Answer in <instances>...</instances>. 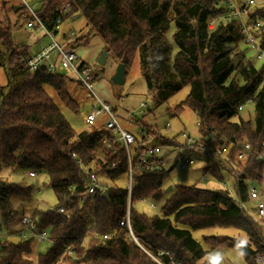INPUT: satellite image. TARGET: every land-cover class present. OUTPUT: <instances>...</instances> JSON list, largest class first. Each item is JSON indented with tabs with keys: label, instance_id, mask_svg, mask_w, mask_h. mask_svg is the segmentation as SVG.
I'll return each mask as SVG.
<instances>
[{
	"label": "trees",
	"instance_id": "16d2710c",
	"mask_svg": "<svg viewBox=\"0 0 264 264\" xmlns=\"http://www.w3.org/2000/svg\"><path fill=\"white\" fill-rule=\"evenodd\" d=\"M261 1L248 18L263 24L256 34L263 49ZM223 12L216 0H47L40 8V17L49 30L56 28L57 19L64 22L72 16L85 17L88 32L80 38L74 36V49L88 46L90 37L98 36L118 63L127 57L126 69L139 53L141 73L157 107L189 86L187 98L174 107L172 117L185 109L193 111L204 145L211 139L217 145L248 142L252 147L249 162L245 167L238 166L241 172L232 198L227 190L196 185H176L167 192V179L179 165L178 160L167 168L160 163L161 158L154 157L149 162L155 161L158 169L139 168V154L147 149V143L134 145L130 224L126 220L129 164L125 150L118 146L114 156L103 150L100 141L110 137L103 126L74 130L49 94L50 88L66 109L78 113L80 104L69 91L73 80L67 75L50 74L44 67L33 73L26 70L19 59L29 55L30 47L14 42L15 26L0 27V66L8 70V84L0 98V169L11 166L13 172L44 175L57 205L74 202L67 204L65 214L33 210L39 218L38 230L47 231L45 241L50 243L36 264H213L210 250H205L192 233L207 228H231L248 237L247 242L208 237L205 242L211 250L225 245L240 251L247 264H257V256L264 255V229L239 206V201L250 204L247 183L260 185L264 180V162L256 160L264 144V65L258 68L248 57L249 47L236 20L209 29V18ZM171 23L176 28L172 43L166 36ZM99 78L96 74L93 82ZM250 100L252 105L238 110L240 104ZM250 109L252 117L244 120L241 114ZM143 120L141 117L137 123L156 132L155 145H165L172 152L169 146L179 144V135L160 142L161 130ZM200 155L191 153L196 161L202 160ZM230 156L235 159L234 150ZM204 165L201 183L207 176L218 182L232 177L226 164L212 159ZM90 173L111 183L124 176L128 181L123 187L103 185L108 198L97 194L80 203L77 198L85 193ZM32 194L30 185L0 178V234L9 233L16 221L14 202L32 200ZM142 200L155 206L163 202L161 216L138 210L136 205ZM131 232L139 244L131 238ZM40 242L44 241L34 237L8 241L0 246V264H32L29 257L35 243Z\"/></svg>",
	"mask_w": 264,
	"mask_h": 264
},
{
	"label": "rangeland",
	"instance_id": "374dc122",
	"mask_svg": "<svg viewBox=\"0 0 264 264\" xmlns=\"http://www.w3.org/2000/svg\"><path fill=\"white\" fill-rule=\"evenodd\" d=\"M30 4H34L35 0H27ZM249 0H236L237 3L242 4ZM254 7H252V11L256 9V7L261 4V0H253ZM20 0H0V27L4 28V26H15L13 28V35L12 38L16 44H24L25 46L30 47V53H35L43 45L49 44V39L46 37H39L41 36L40 33L31 32L26 29L25 24V16L23 15L24 9L19 11V13L13 10V7H19ZM263 4V3H262ZM264 5V4H263ZM262 6V5H261ZM260 7V6H259ZM21 13V14H20ZM19 15L22 18L19 19ZM88 26L86 23V19L84 16L80 15L78 19L71 21L70 18L66 19L60 25L58 33L55 36L58 42L63 43L65 40L66 35H70L73 32L76 38H80V36L86 34L88 32ZM175 23H171L170 29L167 33L168 40L172 43L173 42V34L175 32ZM39 37V39H38ZM90 44L89 46H81L75 49V52L78 54L80 59L85 60L91 68L94 69L95 73L100 76V78L95 82L94 86V94L97 98H99L102 102L108 104L112 107V109L117 113L119 118V123L122 128L127 131H130L137 135L139 128L135 124L127 123L125 120L128 118L130 113L135 111L136 109H140L143 103H147V107L145 108V112L147 113L144 116L143 122L148 124L149 126L158 127L161 130L162 138L164 141L167 139L175 138L176 135H179L177 140L182 142L181 134H187L195 137L200 141V148L201 155L200 157L202 160L196 161V164L191 166V168H182L180 165H175L172 171H170V175L167 179V186H176V185H183L190 187L191 185H196L197 187L203 189H210L213 191H222L227 190L230 194V197L236 196L235 195V184H236V177L241 172L240 169H237L238 173L232 172V177H226L221 182H224L222 186L217 180L212 178L211 176H207V180L205 183L199 182L200 179L203 177V167L206 164V161L212 160V157L209 154H204V142L201 141V135L199 134V126H197V117L196 114L191 111L190 109H185L184 112L178 114L177 116L172 117V113L174 107L184 101L189 94L190 87L184 88L177 94L173 96V98L165 104L159 105L158 107L155 105V100L153 94L149 92L147 83L145 82L140 67V54L137 53L131 63L128 66L127 74L124 79V85L118 86L115 83L111 82L112 76L117 71L118 60L111 52L109 53L105 65L100 66L97 63L98 57L102 54L104 49V43L101 38L98 36L90 37ZM244 49V48H243ZM83 50H89L94 53V58L91 59L82 52ZM249 52L248 57L251 58L252 63L257 66L258 68L264 65V61H260L256 58L254 51L250 48L246 49V52ZM29 53V54H30ZM8 84V70L6 67L0 66V98L2 89L6 88ZM69 91L74 99H76L80 104L79 112H75L72 109H66V107L59 102L56 98L55 92L49 88L50 96L58 103L61 108L63 115H65L66 119L69 121L70 125L73 127L74 130L77 132H82L83 130H88V127L85 126L83 122V112H86L91 108L90 100L87 99V92L86 90L81 87L77 83H69ZM89 101V102H88ZM1 106V100H0ZM147 110H151V112H147ZM250 115L252 117V110H247L241 114L244 120L250 119ZM107 117L102 115L98 118V123L102 124L106 121ZM236 121V120H235ZM166 124H169L171 127L170 129H166ZM170 141V140H168ZM226 143V142H224ZM176 145V144H175ZM179 146V145H178ZM178 146H175L177 148ZM213 148H219L216 143H212L211 145ZM174 151V150H173ZM102 154V152H101ZM178 158L175 154H170L169 159L165 162V166L171 167L175 164ZM223 163V161L218 162ZM224 164V163H223ZM0 178L3 180H9L13 183L18 184H27L32 187V200H24V201H15L14 207L18 210V215L16 218L15 223L11 226L12 228L21 227L19 224V220L24 214L29 213L31 215L34 214L33 210H47V209H54L57 205L58 200L53 191L46 185L47 179L46 176L38 174L36 178H31L28 174V171H20L16 170L13 172V168L11 166H3L0 169ZM102 178V177H101ZM102 185L105 187H123L127 183V179L121 177L115 180V183H111L108 178L101 179ZM107 185V186H106ZM255 186L260 194V200L264 202V180L263 183L257 185L252 183ZM226 186V187H225ZM146 205H142L141 202L137 203L136 208L148 215H158L161 216L162 212V205L164 204L161 202L160 204L156 205V209H152L150 207L151 203L147 200L145 201ZM72 204L73 202H67L66 204ZM149 203V204H147ZM65 204V203H64ZM65 204V205H66ZM253 208V202H251L247 209L251 210ZM33 212V213H32ZM254 219V218H253ZM255 221V219H254ZM256 222V221H255ZM261 228L264 229V225L261 223L256 222ZM193 237L202 245L205 250H210V259L213 264H247L245 262L243 255L240 251H236L232 248L224 246L217 247L214 250H211L209 246L206 245L205 239L212 236H217L219 239L223 238H232V239H239L243 242L248 241V237L244 232L237 231L231 228H207L206 230H198L192 231ZM131 238L133 236L131 235ZM134 239V238H133ZM141 246V245H140ZM50 243L48 241L35 243L33 246V255L29 258L32 264H36L37 258L40 254L46 253L49 249ZM257 264H264V255L260 254V259H255ZM73 264V263H71Z\"/></svg>",
	"mask_w": 264,
	"mask_h": 264
},
{
	"label": "built area",
	"instance_id": "2783aa9c",
	"mask_svg": "<svg viewBox=\"0 0 264 264\" xmlns=\"http://www.w3.org/2000/svg\"><path fill=\"white\" fill-rule=\"evenodd\" d=\"M34 1V0H32ZM19 11L24 9L25 24L26 29L31 32L40 33V37H46L49 39V44L43 45L35 53H31L28 56L21 55L19 63L29 72H36L37 68L44 67L50 74L55 75H67L74 83L79 84L87 92V99L90 100L91 108L86 112H83L82 118L85 126L88 128L103 126L105 129L110 131V137H105L100 141V144L103 147V150L107 153L118 154L119 149L125 150L126 159H128V185L126 187L128 191V211L126 220L130 224L129 212L131 209L130 198L132 195V182H133V171L136 167L134 164L133 158V146L138 144V147L141 145L144 146V143H147V149L144 152L139 154V164L137 167L147 166L148 170H154L158 164L153 161L150 163L154 157L161 158L160 163L163 164L167 162L170 157V154H175L178 158L179 165L182 168L191 167L195 164L196 159L191 156V153L199 154L201 152L200 139L187 134H181L182 142H179L177 148L174 145L169 146L172 150L170 152L165 145L159 144L155 145L156 138L158 137L156 132L149 130L142 124H138L137 121L139 118L144 117L147 113L145 108L147 103H143L140 109H136L125 120L127 123L135 124L138 126L139 131L136 134L125 130L121 127L119 123V118L117 113L112 109L111 106L102 102L94 94L95 82H93V77L96 76V73L93 68L88 65V63L80 59L78 54L73 48L74 34L73 32L70 35L65 36L63 43H60L55 39L56 34L62 24L61 19H57V26L53 30H49L46 25L43 23L42 18L40 17V8L42 5L47 2V0H35L34 4H30L27 0H20ZM218 7L222 8L224 12L217 17L209 18L208 27L210 30H214L220 22L226 23L231 22L232 20L237 21V26L240 29L241 33L244 34L246 38V45L252 49L255 53V56L258 60L264 61V48H260L258 40L256 37L257 32L263 26L260 21L250 20L248 18V13L251 11L254 6V1L249 0L242 4L236 2V0H216ZM15 8V7H13ZM66 8L64 9V11ZM17 11V13L19 12ZM16 12V11H15ZM89 102V101H88ZM252 105V101H247L244 104L238 106V110L243 111L247 106ZM102 115L107 117L106 121L102 124L98 123V118ZM198 126V124H197ZM166 128H170L169 124H166ZM215 143L207 139V144H205L204 154H209L217 162L223 161L226 166H229L232 172L238 173L237 169L239 165L243 167L249 162L252 153V147L248 142L242 144L235 143H221L219 148H213L211 145ZM235 151V159H231V152ZM75 157V155L73 154ZM258 162H264V144L263 150L258 157H256ZM159 163V164H160ZM79 164L82 165V162L79 161ZM158 169V168H157ZM31 178H36L34 173H29ZM207 177L203 178L202 181L206 182ZM222 186L224 182L220 183ZM248 195L250 203L253 202V208L251 210L247 209L249 204L239 201V206L242 210L246 211L249 216L255 219L256 222L264 225V202L260 200V194L258 189L248 182ZM226 187V186H225ZM72 190H75V187H72ZM106 190L103 189L100 176L95 175L94 173L88 174L87 185L85 188V193L81 196H78L77 201L84 203L86 200L95 197L97 194L102 195ZM98 195V196H99ZM232 198H235L233 196ZM141 204L146 203L145 200L140 201ZM74 203V202H73ZM152 208L156 206L151 204ZM67 204H62L56 206L54 209H50L52 212H57L65 214L67 212ZM21 227L12 228L9 233L0 234V246H4L10 240L25 241L32 237L41 239L45 241L47 239V231H39L38 224L39 218L37 216L24 214L19 220ZM133 236L136 243L139 244L138 238L135 235L130 233ZM72 254V252L70 253ZM257 260L260 259V255L257 256Z\"/></svg>",
	"mask_w": 264,
	"mask_h": 264
},
{
	"label": "water",
	"instance_id": "95a60500",
	"mask_svg": "<svg viewBox=\"0 0 264 264\" xmlns=\"http://www.w3.org/2000/svg\"><path fill=\"white\" fill-rule=\"evenodd\" d=\"M14 9H15L16 12L19 11V7H15ZM66 15L69 16L70 15V12L68 11L66 13ZM78 17L79 16H72V17H70V20L71 21H74V20L78 19ZM108 55H109L108 50H104L102 52V54L98 57L97 63L100 66H104ZM126 63H127V57L125 56L123 58V60L118 64V66H117L118 69H117L116 73L112 76L111 82L115 83L118 86H123L125 84L124 83V79H125V76L127 74V69L125 67L126 66ZM167 188H168L167 189V192H171V191L174 190V188L172 186H169ZM103 196L105 198H108V192L105 191L103 193ZM232 241H235V239H232Z\"/></svg>",
	"mask_w": 264,
	"mask_h": 264
},
{
	"label": "crops",
	"instance_id": "0c3cea01",
	"mask_svg": "<svg viewBox=\"0 0 264 264\" xmlns=\"http://www.w3.org/2000/svg\"><path fill=\"white\" fill-rule=\"evenodd\" d=\"M40 37V36H39ZM39 37H38V39H39ZM89 46V45H88ZM84 51H86V52H84ZM82 52H84L85 54H87V56L89 57V58H91V59H93L94 58V53H92L91 51H87V50H83ZM29 53H30V51H29ZM31 54V53H30Z\"/></svg>",
	"mask_w": 264,
	"mask_h": 264
}]
</instances>
